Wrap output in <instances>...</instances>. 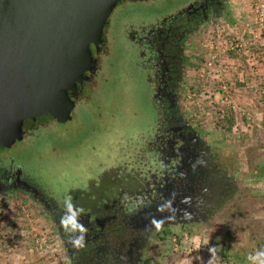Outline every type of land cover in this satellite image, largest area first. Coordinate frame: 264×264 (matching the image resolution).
I'll return each mask as SVG.
<instances>
[{"label":"flooded vegetation","instance_id":"flooded-vegetation-1","mask_svg":"<svg viewBox=\"0 0 264 264\" xmlns=\"http://www.w3.org/2000/svg\"><path fill=\"white\" fill-rule=\"evenodd\" d=\"M137 8H152L154 14L131 15L130 9ZM231 15L228 0H123L113 8L102 29L94 69L70 95L71 119L78 107H89L101 95L112 69L119 83L144 87L150 110L142 118L131 113L139 118L135 130L117 141L112 160L99 173L85 174L80 185L67 184L55 195L17 160L25 145L42 139L41 133L52 134L55 125L71 120L34 124L21 141L0 147V199H18L42 215L66 264H152L156 245L170 230L212 223L238 193L229 157L182 106L198 39L230 21ZM115 44L124 50V62L116 66ZM118 116H103L104 134L109 124L118 123ZM100 152L91 146L85 155L98 163ZM68 196L79 210L83 233H68L61 224ZM81 234L83 247L76 248L70 240Z\"/></svg>","mask_w":264,"mask_h":264},{"label":"rangeland","instance_id":"rangeland-1","mask_svg":"<svg viewBox=\"0 0 264 264\" xmlns=\"http://www.w3.org/2000/svg\"><path fill=\"white\" fill-rule=\"evenodd\" d=\"M228 1L230 21L218 23L201 36L192 51L182 106L192 123L229 157L238 179V193L212 223L170 230L156 245L152 264H240L264 251V133L251 119L247 121L244 108L232 101L223 109V119L219 117L215 101L226 96L204 71L210 55L204 45L209 43L219 47L231 39L247 41L251 43L247 47L249 54H258L264 60V53L251 41L255 0ZM129 12L150 18L154 9L137 8ZM115 51L112 64L116 66L124 62V50L115 44ZM227 55L240 59L234 52ZM118 79L117 71L110 70L103 91L98 92L101 95L94 96L95 102L91 100L87 108L78 107L70 123L55 125L52 134L41 133L42 139L34 146L22 145L24 150L17 160L43 189L60 196L67 184L80 185L85 174L99 173L105 167L103 163L112 160L117 141L121 143L137 127L139 118H132L131 113L136 111L141 118L148 114L144 87L134 83L125 85ZM235 88L241 92L244 87L238 82ZM117 113L118 125L109 124L108 134H104L102 123L107 118L103 116ZM99 114H103L101 118ZM91 146L100 148L99 168L95 160L85 155ZM25 205L18 199H0V264H66L46 219Z\"/></svg>","mask_w":264,"mask_h":264},{"label":"water","instance_id":"water-1","mask_svg":"<svg viewBox=\"0 0 264 264\" xmlns=\"http://www.w3.org/2000/svg\"><path fill=\"white\" fill-rule=\"evenodd\" d=\"M123 0H0V147L34 124L71 120L102 29Z\"/></svg>","mask_w":264,"mask_h":264},{"label":"crops","instance_id":"crops-1","mask_svg":"<svg viewBox=\"0 0 264 264\" xmlns=\"http://www.w3.org/2000/svg\"><path fill=\"white\" fill-rule=\"evenodd\" d=\"M258 51L261 52V49ZM242 56H238L239 60L234 59L233 56H227L230 74H227L225 81L231 91L225 96L228 95L235 106L240 104L248 115L246 120L251 119L250 122L264 133V110L261 109L264 107V60L258 54H249L248 50ZM238 82L244 87L241 92L235 88ZM251 123L246 124L250 126ZM240 264H254V262L249 260ZM255 264H259V262H255Z\"/></svg>","mask_w":264,"mask_h":264},{"label":"built area","instance_id":"built-area-1","mask_svg":"<svg viewBox=\"0 0 264 264\" xmlns=\"http://www.w3.org/2000/svg\"><path fill=\"white\" fill-rule=\"evenodd\" d=\"M252 26L254 27V32L251 35V41H253L255 46L259 47L261 52L264 53V0H255L253 3ZM249 45H251V43L247 41L244 42L243 40L237 41V39L224 41L219 47L212 43L204 45V48H207L210 53L209 58L205 61L204 71H206L207 75H211L213 81L218 84L217 89L220 93L226 95L229 92L228 84L226 81H223L230 71L227 54L229 52H234L237 56H240L248 50L247 47ZM217 89L215 90L216 92H218ZM215 104L218 108L219 117L223 119V109L230 106L231 101L228 97L221 96L215 101ZM41 243H45V240L41 239Z\"/></svg>","mask_w":264,"mask_h":264},{"label":"clouds","instance_id":"clouds-1","mask_svg":"<svg viewBox=\"0 0 264 264\" xmlns=\"http://www.w3.org/2000/svg\"><path fill=\"white\" fill-rule=\"evenodd\" d=\"M65 208L67 211V215L62 218L61 224L67 230L68 233L85 232L84 226L78 222V213L79 210L73 205L71 197L68 196L65 199ZM157 227L159 228V222H157ZM74 247L80 248L83 247L84 244V236L83 234L75 236L70 240ZM214 251V249L210 250ZM255 264V262H259V264H264V251L257 252L254 257H249Z\"/></svg>","mask_w":264,"mask_h":264}]
</instances>
